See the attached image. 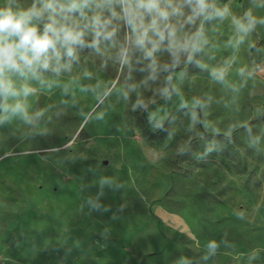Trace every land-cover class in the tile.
Wrapping results in <instances>:
<instances>
[{
  "label": "rangeland",
  "instance_id": "rangeland-1",
  "mask_svg": "<svg viewBox=\"0 0 264 264\" xmlns=\"http://www.w3.org/2000/svg\"><path fill=\"white\" fill-rule=\"evenodd\" d=\"M49 2L33 21L38 32L54 17L82 30L83 45L71 59L58 46L69 65L59 72L50 52V68L36 76L4 74L21 94L0 98V264H264V0H208L190 23L184 0H172L183 15L168 23L188 50L174 55L165 40L152 56L117 0L75 13L67 0H0V8ZM249 12L255 23L239 33L233 20L247 24ZM154 15L139 10L137 25ZM214 69L225 70L223 81ZM15 103L27 119L5 111ZM189 180L235 210L207 248L163 207Z\"/></svg>",
  "mask_w": 264,
  "mask_h": 264
},
{
  "label": "clouds",
  "instance_id": "clouds-1",
  "mask_svg": "<svg viewBox=\"0 0 264 264\" xmlns=\"http://www.w3.org/2000/svg\"><path fill=\"white\" fill-rule=\"evenodd\" d=\"M68 7L66 9L69 13L81 11L87 7L91 0H67ZM122 6V12L131 26L134 33H136V44L145 46L148 43L152 44V48L147 52L148 56H152L155 51L159 50L161 44L165 40L168 41V49L175 55L179 50H188V43H179L177 40L176 28L168 23L170 16H182L183 11L180 7H173L172 0H166L167 7H161L162 0H117ZM112 3V0H109ZM184 3L190 8L191 14L187 17L190 23L195 17L206 14L209 7L208 0H184ZM51 2L44 5L43 9H38L35 5L27 10L14 11L11 7L0 8V98L7 99L8 97H16L21 94L12 85L4 79L6 71H14L21 76L25 75L27 69L33 76H36L38 69L48 70L50 68L51 52L56 59V67L53 71L59 72L61 68H67L69 65L60 64L61 54L58 50L62 48L65 50V55L68 58H74L75 48L77 45H83L84 32L78 30L76 26L68 23H60L54 17H50L51 22L46 24L42 34L38 32V28L33 23L43 15L44 10L52 9ZM171 8V11H169ZM139 10L148 13H155L150 23L146 26L142 20L138 26L136 21L140 18ZM217 14L223 18L228 14V9L225 7ZM113 16L117 13L113 10ZM247 24L243 21L234 19L233 23L236 25L237 31L242 34H247L255 23V19L251 13H246ZM67 20V17L64 18ZM163 21V26H161ZM264 22V21H262ZM100 23L99 16L93 18V24ZM110 23V21H109ZM155 36L153 40L149 33ZM97 39L93 40V46L98 45L101 33H95ZM112 32H107L105 39L112 37ZM202 32H197L193 37L198 41ZM244 35H240L237 43L242 42ZM192 48L195 51L197 44L193 43ZM126 50L121 51V56H125ZM191 58V57H189ZM155 64V60H153ZM212 75L218 81H223L225 70L214 69ZM33 89L30 87H23L22 94L27 97L31 94ZM11 110L13 114H23L27 119V112L23 104L15 103L5 107V111Z\"/></svg>",
  "mask_w": 264,
  "mask_h": 264
},
{
  "label": "crops",
  "instance_id": "crops-1",
  "mask_svg": "<svg viewBox=\"0 0 264 264\" xmlns=\"http://www.w3.org/2000/svg\"><path fill=\"white\" fill-rule=\"evenodd\" d=\"M163 207L179 218L180 227L185 225L199 248H207L221 238L235 216L227 202L192 180L177 183Z\"/></svg>",
  "mask_w": 264,
  "mask_h": 264
}]
</instances>
